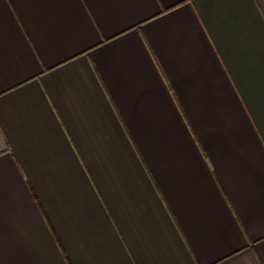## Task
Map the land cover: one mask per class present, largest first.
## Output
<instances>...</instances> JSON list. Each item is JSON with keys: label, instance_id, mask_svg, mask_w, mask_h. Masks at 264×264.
Instances as JSON below:
<instances>
[{"label": "crops", "instance_id": "0c3cea01", "mask_svg": "<svg viewBox=\"0 0 264 264\" xmlns=\"http://www.w3.org/2000/svg\"><path fill=\"white\" fill-rule=\"evenodd\" d=\"M0 264H264V0H0Z\"/></svg>", "mask_w": 264, "mask_h": 264}]
</instances>
